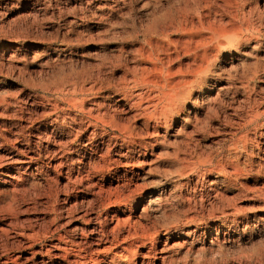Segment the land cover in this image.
I'll return each mask as SVG.
<instances>
[{
  "label": "rangeland",
  "instance_id": "1",
  "mask_svg": "<svg viewBox=\"0 0 264 264\" xmlns=\"http://www.w3.org/2000/svg\"><path fill=\"white\" fill-rule=\"evenodd\" d=\"M66 235L264 264V0H0V264H74Z\"/></svg>",
  "mask_w": 264,
  "mask_h": 264
},
{
  "label": "bare ground",
  "instance_id": "2",
  "mask_svg": "<svg viewBox=\"0 0 264 264\" xmlns=\"http://www.w3.org/2000/svg\"><path fill=\"white\" fill-rule=\"evenodd\" d=\"M169 22H170V21H169ZM190 23H191V22H190ZM216 34H217V33H216ZM199 40H200V39H199ZM199 43H200V41H199ZM200 53H201V52H200ZM201 55H202V54H201ZM72 88H73V87H72ZM176 94H177V93H176ZM170 98H172V97H170ZM210 107H211V106H210ZM260 116H261V113H256V114H254V115L250 118L249 122L252 123V122L257 121V120L260 118ZM102 117H103V116H102ZM96 120H97V119H96ZM110 120H112V119H110ZM110 120L107 121V120H104V119H103L102 122H103V123H106V124H107V123H110V124H111L112 122H111ZM165 121H166V120H165ZM119 130L123 131L124 134H125V136L127 135L126 137L132 135V129H131V128L129 129L128 127H127V128H125V127H122V128H121V127H120ZM123 132H122V133H123ZM106 134H107V133H106ZM133 134H134V133H133ZM122 135H123V134H122ZM123 137H124V136H123ZM128 138H129V137H128ZM128 138H127V139H128ZM130 138H131V137H130ZM124 139H125V138H124ZM128 141H130V140H128ZM126 143H127V142H126ZM7 160H8V159H7ZM201 176H202V175H201ZM112 201L114 202L115 200H113L112 197H109V196H108L106 199H104V202H105V203H106V202L109 203V202H112ZM102 204H103V203H102ZM143 208H145V207H142V209H143ZM145 209H146V208H145ZM143 210H144V209H143ZM75 229H76V228H75ZM78 229H79V228H78ZM96 230H97V229H96ZM68 231H69V230H68ZM94 231H95V230H94ZM77 233H78V231H77ZM80 233H81V232H80ZM82 233H83V231H82ZM81 235H82V234H81ZM63 236H64V235H63ZM76 236H77V235H76ZM85 237H86V236H85ZM103 237H104V238L106 237V236L104 235V233L102 234V238H103ZM65 238H66V241H69V243H70L71 245L74 246V244H75V246H76L75 248L72 247V246H71L72 248L67 247V246H66V247L64 246V247H63V250H62V251L64 252V256H65V254H67V253H73V255H74V257H75V258L73 257V258H74V261H73V262H75L74 264H79V263L84 264V262L86 261V259H88V258H89V259H92V255H91V254H88V255L86 254V255H85V254H83V253L81 252V250H83V249L80 248V247H82V246L78 247V243H75L73 237H71V236H67V235H66ZM129 238H130V237H129ZM127 239H128V238H127ZM135 239H136V238H135ZM132 240H133V239H132ZM57 245H58V244H57ZM61 246H62V245H61ZM54 247H55V246H54ZM60 248H61V247H60ZM63 252H62V253H63ZM87 257H88V258H87ZM92 262H93V261H92Z\"/></svg>",
  "mask_w": 264,
  "mask_h": 264
}]
</instances>
